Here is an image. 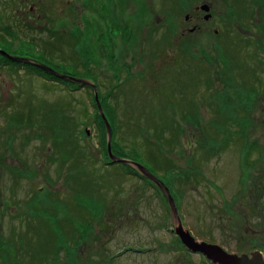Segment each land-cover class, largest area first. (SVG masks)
<instances>
[{"label": "rangeland", "instance_id": "374dc122", "mask_svg": "<svg viewBox=\"0 0 264 264\" xmlns=\"http://www.w3.org/2000/svg\"><path fill=\"white\" fill-rule=\"evenodd\" d=\"M32 1L0 0V35H7L0 40V58L14 61L4 50L44 52L55 63L71 64L75 55L83 68L86 60H95L99 99L104 112L102 100L109 97L117 140L126 151L143 148L141 164L160 180L171 178L184 231L199 241H215L229 253L249 255L235 248L247 243L246 222L235 226L237 216L228 220L223 215L221 196L234 195L243 176L264 174V107L244 105L258 92L264 102V31L248 38L241 27L258 19L264 24L262 0H249L250 12L228 8L227 0H182L185 5L212 2L217 25L227 27L216 34L213 25L207 33L180 39L187 11L168 15L161 9L157 14L165 19L135 25L137 40L126 58L115 60L83 54L86 48L98 50L97 44L76 52L79 39L69 30L78 29L56 23L51 10L34 20L27 13ZM53 2L51 9L59 15L63 0ZM164 2L174 6L178 0ZM29 74L0 66V264H209L188 252L176 235L164 188L126 174L121 164L105 165L91 90L72 91ZM72 115L78 122L72 135L80 149L67 133ZM238 116L250 117L246 130ZM224 132L234 133L231 140L222 138ZM78 154L84 155L81 163ZM244 157L253 167L243 171ZM249 224L264 245V221L251 216Z\"/></svg>", "mask_w": 264, "mask_h": 264}, {"label": "flooded vegetation", "instance_id": "af4514ba", "mask_svg": "<svg viewBox=\"0 0 264 264\" xmlns=\"http://www.w3.org/2000/svg\"><path fill=\"white\" fill-rule=\"evenodd\" d=\"M170 1L171 0H169V2ZM227 1L228 8L232 7L237 10L239 9L237 7H240L244 12H246L247 8V12H250L249 10L253 11L254 9V6L249 3V0ZM151 2L152 4H149L146 0H63V4L59 14L61 15V17H59V15H57L54 10L51 9L54 6L53 0H33L31 3H29L27 13L30 14L31 17L34 18V20L36 18V21H38L42 19L44 13L51 10L50 15L53 17L56 23L62 21L66 23V26L68 28L72 27L79 29V41L83 45L86 46V44L91 43L99 45L98 50H84V55L100 54L104 59L112 56L114 60L115 58H126V55H128L126 52L128 51L129 46H132L134 37H136L135 39L137 40L138 36L133 35V27L135 25L138 27L140 24H142L141 22L147 23L149 22V19L153 17L157 18L158 22H160L162 19H165L164 14H162V16L157 14L161 9L163 11H167L169 13L168 15H170V13H174V11H178L181 8L184 12L187 11L184 16V21H181L182 25L179 28L181 32L180 39H183L184 37L187 38V34H195L198 32L207 33L210 31L209 29L211 26L217 25L219 23L216 15H214L213 13L212 2H202L198 4L190 3L188 5H185L182 3V0H178L177 4L174 6H169V3H165L164 0H161L160 2H157V0H152ZM240 2H242L241 5ZM23 4L26 5V3ZM260 4L264 8V0H262ZM244 8L246 10H244ZM229 11H233V9H230ZM76 16L78 17V20L75 22L74 20ZM245 20L251 19H244L243 22ZM252 21H254L252 25L251 22H249L250 24L243 23L244 26H241L242 31L249 34L248 38H251V36L256 33L257 30L259 33H261L262 30L264 31V24L262 23L261 19ZM8 26H10V24ZM226 27V24L220 23L216 26L214 31L216 34H218L220 32L219 28ZM69 31L72 34L75 32L71 30ZM66 32V36L72 38L71 33H68V31ZM6 37V34L5 36L0 35V40L5 39ZM24 43L25 42H23V44ZM24 46H26V44H24ZM242 53L243 52H240L239 54H241L244 59L252 61L250 60L252 58ZM28 54H30L31 56H29ZM28 54L23 55L20 52H16L13 54H9L11 56V58H9L19 64H24V66H22L20 70H25V72H28L27 66L25 65H31L35 68H38L39 64H42L40 62H34L35 60L32 57L34 56L33 53ZM249 56H251V54H249ZM136 57L140 59L139 55H137ZM253 59L259 61L260 58L256 57ZM228 60L229 64H232L231 58H228ZM43 65L47 64L43 63ZM115 67H117V65ZM54 70L57 73H61L56 69ZM234 70L235 69L233 68L232 73H234ZM44 72L51 74V71L48 69ZM29 75L38 76L34 73H30ZM254 97L256 96H253L251 101L249 102L245 101L244 105L246 107H255L259 103H261V105L264 107V102L261 100L262 93L258 92L256 99H254ZM239 121L247 123L251 120L250 117H241L239 118ZM252 167L253 165H249L248 163L242 165L243 171L244 169H251ZM241 174L243 175V172ZM237 183L239 184H237L238 190H236L234 195H231L229 197L222 194L221 196V198H223L224 204L223 215L226 216L228 220L231 219V217L235 218V216H237L236 218L239 219V223H236L235 226H241V221H243V224L246 222L243 229L244 232L249 235L248 239L246 240L247 243H240L238 244V247L235 248L239 251H249L251 253L263 252L264 245L258 238L259 231L250 226L249 220L251 216H255L256 218H260L261 222L264 221V174L258 179H244L243 176L242 179ZM244 205L246 207H244ZM202 242L218 245L228 252V248L219 245L215 241L207 240ZM204 262L215 264L210 262L209 260H204Z\"/></svg>", "mask_w": 264, "mask_h": 264}, {"label": "trees", "instance_id": "16d2710c", "mask_svg": "<svg viewBox=\"0 0 264 264\" xmlns=\"http://www.w3.org/2000/svg\"><path fill=\"white\" fill-rule=\"evenodd\" d=\"M78 29V28H77ZM79 29L78 31H75L73 33V35L75 36V39H79ZM80 47L77 48L76 52H78L79 50L83 49V45L80 41ZM72 47H75L74 44H72ZM88 45V44H86ZM87 49V48H86ZM21 51V50H20ZM23 55H27L28 53L24 52L22 53ZM76 54V53H75ZM29 56H31L30 54H28ZM77 55V54H76ZM34 58V62H42V63H45L49 66H52L56 69L59 70V72H61L63 75L69 77V78H73L72 80H62V79H59L57 77H54L50 74H47L45 73L43 70L39 69V68H35L33 66H27V71L29 73H34V74H37L39 75L40 77H43L47 80H50L51 81H54V82H59L63 85H65L67 88L71 89L72 91H77L79 89H83V88H89L92 92V95L94 94L93 93V88L90 86V85H81V84H78L77 83V80L79 78H82V79H87V80H90L92 81L93 83H95L96 85H99L98 84V75L95 74L94 72V69H93V65H96L95 64V60H93L92 58H90L89 60H86V66H84L85 68H83V64L82 62H80V57H77L74 55V60L71 64H64V63H55V61L51 60L49 57H47L45 55V53H40V54H37V55H34L32 56ZM112 59V58H111ZM0 66L1 67H13L15 69V67H17V69H21L22 66H24V64H19V63H16L15 61H7L5 58H0ZM26 66V65H25ZM119 85V84H118ZM115 89L112 90L109 95L112 96L114 93H115V90H116V86L114 87ZM107 95V96H109ZM109 97H106L104 99V101L102 100V103H103V106H104V109H105V114L108 118V120H110V123H111V126H112V133H113V137H112V151L113 153L117 156V157H120V158H123V159H126L128 160L130 163L136 165V164H141L140 162V158H142V154H141V150L144 151L143 148H141V150L139 151L138 148L135 146L134 148H132L131 150L129 151H126L125 148L122 146V144L119 142L121 140H117V131H116V125H114L112 122H111V108L108 106V99ZM95 104V107L97 108L96 106V103ZM96 123L98 124V133H99V136H100V146L102 148V151L105 155V165L107 164H110V157H109V153H108V133H107V127H106V123L104 122V119L102 117V115L100 114V112L97 110V113H96ZM94 118V120H95ZM67 119V117H66ZM70 122H72V125L70 126ZM68 132L63 129L64 132H67L69 135V139H71V141H73V147L77 148L78 146H76V142L74 140H76L74 138V136L72 135V133L76 130L77 128V125H78V122H77V119L75 118V115H72L70 116V118L68 117ZM172 124L170 123V126ZM169 126V124H168ZM241 127H243L244 130H246V127H247V123L245 124H241ZM245 132V131H243ZM239 134H243V133H239ZM238 134V135H239ZM239 139H240V136H239ZM158 140L161 141V136L158 137ZM231 140V139H230ZM231 142V141H230ZM142 145H144L143 147L145 148L146 144H144L142 142ZM80 149V147H78ZM71 150H74V148H72ZM82 151V150H81ZM83 153V152H82ZM71 154H74V152L71 151ZM84 154V153H83ZM83 154H78V158L75 157L76 159V162L77 163H81L79 160V156H84ZM84 158V157H83ZM152 163L154 164V167H156L158 169V171L160 172L161 171V164H158L157 163V159L155 158V160H152ZM123 165L124 167V172L128 175H133L135 177H139L141 179L144 180V182L148 185H150V187L152 188H155V184L150 181L149 179H147L145 176L141 175L137 169H134L133 167H131L129 164H121ZM142 165V164H141ZM171 163L170 162H167V164L165 165V167L169 169H171ZM73 166H75V164H73ZM144 166V165H143ZM146 167V166H145ZM76 168V167H75ZM147 168V167H146ZM148 170L155 175V172L154 171H151L149 168ZM156 176V175H155ZM157 177V176H156ZM186 178H189V176H187ZM160 179V178H159ZM165 183V185L170 189V191H172L173 195H174V189L172 188V184L170 183L171 182V178H167V181L165 180H161ZM94 186V184H93ZM1 247V245H0ZM76 264V262H75Z\"/></svg>", "mask_w": 264, "mask_h": 264}, {"label": "water", "instance_id": "95a60500", "mask_svg": "<svg viewBox=\"0 0 264 264\" xmlns=\"http://www.w3.org/2000/svg\"><path fill=\"white\" fill-rule=\"evenodd\" d=\"M50 69V68H46ZM51 73H55L53 70H51ZM57 74V73H56ZM60 79H73L69 78L65 75H57ZM85 83V82H84ZM95 90V100L97 103V106L99 108V111L106 123L107 126V131H108V153L112 159V163H127L126 160L118 158L115 156L112 152V131H111V126L103 112L102 105L99 99L98 91L97 88L94 86ZM137 166L141 169L142 173L149 178L150 180H153L156 182L158 185L166 189L169 197L170 204L172 206V212H173V217L176 225V233L179 236V239L182 241V243L188 248L189 251L192 253H201L204 256L207 257L208 260H210L212 263L215 264H264V258L260 252H253L251 254H231L225 251L222 247L218 245H213V244H208L206 242H197L195 238H193L190 234L184 231L182 227V221L178 215L177 208L175 206L174 199L170 193V190L165 187V185L153 175L151 174L144 166L137 164Z\"/></svg>", "mask_w": 264, "mask_h": 264}, {"label": "bare ground", "instance_id": "6f19581e", "mask_svg": "<svg viewBox=\"0 0 264 264\" xmlns=\"http://www.w3.org/2000/svg\"><path fill=\"white\" fill-rule=\"evenodd\" d=\"M89 134V133H88ZM225 135V136H224ZM232 135H234V133H228V134H226V132H224V134L222 135V138H224V140H230L231 139V136ZM111 141H112V139H111ZM245 158V160L243 161V164H247L246 162L248 161V158H246V157H244ZM148 170V169H147ZM149 171V170H148ZM150 172V171H149ZM151 173V172H150ZM157 178V177H156ZM158 179V178H157ZM159 180V182H161L160 181V179H158ZM153 181V180H152ZM154 182V181H153ZM162 183V182H161ZM166 190V189H165ZM177 212H178V210H177ZM178 215H179V212H178ZM179 217H180V219H181V221H182V218H181V216L179 215ZM182 224H183V221H182ZM182 227L184 228V225H182ZM181 241V240H180ZM181 243H182V241H181ZM183 244V243H182ZM187 251H188V248L186 249ZM188 252H190V251H188ZM192 253V252H191ZM261 254H262V256H263V258H264V254L262 253V252H260ZM194 254V253H193Z\"/></svg>", "mask_w": 264, "mask_h": 264}]
</instances>
